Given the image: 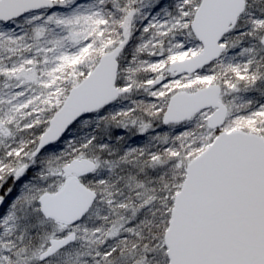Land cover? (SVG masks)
<instances>
[{
    "label": "snow or ice",
    "instance_id": "obj_1",
    "mask_svg": "<svg viewBox=\"0 0 264 264\" xmlns=\"http://www.w3.org/2000/svg\"><path fill=\"white\" fill-rule=\"evenodd\" d=\"M0 264H264V0H0Z\"/></svg>",
    "mask_w": 264,
    "mask_h": 264
}]
</instances>
